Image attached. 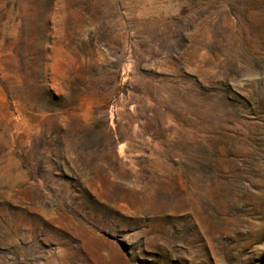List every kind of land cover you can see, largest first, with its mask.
I'll use <instances>...</instances> for the list:
<instances>
[{"label":"rangeland","instance_id":"1","mask_svg":"<svg viewBox=\"0 0 264 264\" xmlns=\"http://www.w3.org/2000/svg\"><path fill=\"white\" fill-rule=\"evenodd\" d=\"M0 264H264V0H0Z\"/></svg>","mask_w":264,"mask_h":264}]
</instances>
